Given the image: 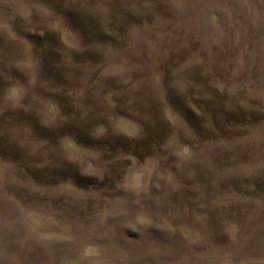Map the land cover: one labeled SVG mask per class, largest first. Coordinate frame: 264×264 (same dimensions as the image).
I'll return each mask as SVG.
<instances>
[{"label": "rangeland", "instance_id": "obj_1", "mask_svg": "<svg viewBox=\"0 0 264 264\" xmlns=\"http://www.w3.org/2000/svg\"><path fill=\"white\" fill-rule=\"evenodd\" d=\"M0 264H264V0H0Z\"/></svg>", "mask_w": 264, "mask_h": 264}]
</instances>
